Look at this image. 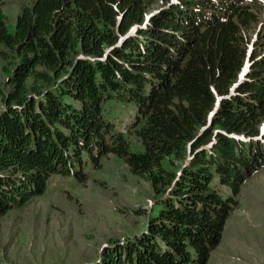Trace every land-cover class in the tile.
Listing matches in <instances>:
<instances>
[{
	"label": "trees",
	"instance_id": "obj_1",
	"mask_svg": "<svg viewBox=\"0 0 264 264\" xmlns=\"http://www.w3.org/2000/svg\"><path fill=\"white\" fill-rule=\"evenodd\" d=\"M157 1L32 0L12 31L0 7V217L53 177L85 183L108 155L158 200L145 229L95 264H208L264 165V34H245L257 13L245 0H163L150 12ZM109 102L132 107L123 127L143 151Z\"/></svg>",
	"mask_w": 264,
	"mask_h": 264
},
{
	"label": "rangeland",
	"instance_id": "obj_2",
	"mask_svg": "<svg viewBox=\"0 0 264 264\" xmlns=\"http://www.w3.org/2000/svg\"><path fill=\"white\" fill-rule=\"evenodd\" d=\"M31 1L0 0L9 31L21 6ZM162 3L158 0L150 12ZM245 3L260 21L256 29L245 32L252 39L258 30L264 34V0ZM1 65L0 60V87ZM104 108L125 133L123 125L131 121L132 107L109 102ZM125 134L131 151H143L134 135ZM179 165L175 162L173 169ZM85 172L88 179L83 184L73 177L51 178L44 194L0 217V264H95L105 247L145 229L158 202L148 182L132 175L114 155L105 157L98 169L87 165ZM220 190L229 194L227 188ZM236 200L208 264H264V165L245 180Z\"/></svg>",
	"mask_w": 264,
	"mask_h": 264
}]
</instances>
